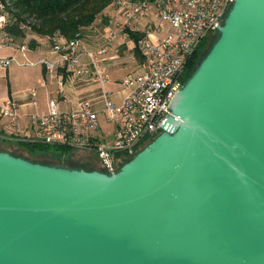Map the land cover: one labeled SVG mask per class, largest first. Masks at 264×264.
Instances as JSON below:
<instances>
[{
    "label": "water",
    "instance_id": "1",
    "mask_svg": "<svg viewBox=\"0 0 264 264\" xmlns=\"http://www.w3.org/2000/svg\"><path fill=\"white\" fill-rule=\"evenodd\" d=\"M169 111L109 173L0 150V264H264V0H232Z\"/></svg>",
    "mask_w": 264,
    "mask_h": 264
},
{
    "label": "built area",
    "instance_id": "2",
    "mask_svg": "<svg viewBox=\"0 0 264 264\" xmlns=\"http://www.w3.org/2000/svg\"><path fill=\"white\" fill-rule=\"evenodd\" d=\"M231 2L113 0L103 31L91 39L95 43L91 47L79 33L71 38L60 33L40 36L33 30L32 19L15 16L12 0H0L1 67L7 71L12 64L38 66L55 84L54 89H46L42 109L35 86L14 96L0 90V137L90 149L102 170H117L160 133L162 121L170 113V100L181 86L185 64L201 41L216 32ZM129 40L140 56V70L123 76V93L117 99L119 91L107 86L109 69L119 59L118 47ZM10 50L15 53H6ZM91 84L99 89L106 120L115 126L110 146L102 142L94 98L78 93L76 100H71L66 94L67 88L74 91ZM68 101L71 106H63Z\"/></svg>",
    "mask_w": 264,
    "mask_h": 264
},
{
    "label": "trees",
    "instance_id": "3",
    "mask_svg": "<svg viewBox=\"0 0 264 264\" xmlns=\"http://www.w3.org/2000/svg\"><path fill=\"white\" fill-rule=\"evenodd\" d=\"M18 19L30 18L35 25L33 30L40 36H49L60 33L71 38L79 33L87 39V34L94 32V27L105 24L106 13L109 12L113 0H12ZM19 34V31L16 30ZM90 35V34H89ZM136 40V36L131 34ZM207 38L201 41L197 49L190 56L180 76L181 84L190 76L199 60V51ZM32 41L31 46L35 47ZM137 53L136 48L134 49ZM138 54V53H137ZM31 150L47 151L48 145L39 143H24ZM64 151L69 147L53 146ZM81 167V166H78ZM93 169V168H90Z\"/></svg>",
    "mask_w": 264,
    "mask_h": 264
},
{
    "label": "rangeland",
    "instance_id": "4",
    "mask_svg": "<svg viewBox=\"0 0 264 264\" xmlns=\"http://www.w3.org/2000/svg\"><path fill=\"white\" fill-rule=\"evenodd\" d=\"M162 26H166V23L161 22ZM216 38V32L211 33L204 44L202 45L199 56L203 55L205 51L210 47L211 43ZM133 54H135V50H132ZM130 51V53L132 52ZM3 53V51H0ZM6 53L14 54L15 51L10 50ZM18 58H20V54H16ZM135 67L132 71L136 70ZM40 68L38 66H20L16 64H12L8 67V70L5 71L0 65V89L3 92L6 87L10 86L12 91H23L27 90L29 87L35 85V76L38 75ZM113 123H106L104 121L101 122L102 129V142L106 145L110 146L113 144ZM146 144V143H144ZM142 144L141 147L144 145ZM70 149L67 151L61 149H55L53 146H48L47 151L40 150H31L26 148L23 142H19L13 138H1L0 137V150H6L16 155H20L26 157L33 161L44 162L48 164L55 165H63V166H72L78 167L83 166L88 169L95 168L99 161L96 158L95 152L90 149H82L69 147ZM97 160V162H96ZM98 167V165H97ZM100 167V165H99ZM101 169V167H100Z\"/></svg>",
    "mask_w": 264,
    "mask_h": 264
},
{
    "label": "crops",
    "instance_id": "5",
    "mask_svg": "<svg viewBox=\"0 0 264 264\" xmlns=\"http://www.w3.org/2000/svg\"><path fill=\"white\" fill-rule=\"evenodd\" d=\"M102 31H103V25H99L96 28L94 27V32L89 33L90 35L87 34V39H85L87 44L91 47L95 46V43L91 39L95 35L99 34V32H102ZM132 50H134V44L131 40L127 41L126 43L121 44L118 47L119 59L113 61L112 65L110 66V69H109L110 81H109L107 86L114 91H119L116 94L117 99H119L123 93V91L121 90L122 87L120 85L121 84L120 82H121L123 76L126 73L131 72V70H133L135 67L137 69L132 71V72H137L140 70L139 69L140 56L136 52H135V54H133ZM130 51H132V52L130 53ZM42 79H43V81H42ZM34 83H35L34 86L38 90L39 108L42 109L45 107V102H46V98H47L46 89H54V87H55L54 79L51 75L42 74V71L40 69L38 75L35 76V82ZM0 90H2V89H0ZM5 91L9 92L12 96H14L16 93L19 92L18 90H17V92L12 91L10 86L6 87L5 90L3 89V92H5ZM78 93H81L83 95H87V96L94 98L93 108L97 111L98 121H99L100 127H101L102 121L109 123L106 120L105 113L102 109V102L99 100V89L97 88V86L95 84L81 86L80 88H77L74 91L71 88H67L66 94L71 100H76ZM69 101L64 102L63 106H65V107L71 106V103ZM24 120H25V122H27V119H24ZM96 162H97V160H96ZM97 165H98V167H97ZM97 165L94 167L100 168L99 163Z\"/></svg>",
    "mask_w": 264,
    "mask_h": 264
},
{
    "label": "flooded vegetation",
    "instance_id": "6",
    "mask_svg": "<svg viewBox=\"0 0 264 264\" xmlns=\"http://www.w3.org/2000/svg\"><path fill=\"white\" fill-rule=\"evenodd\" d=\"M33 161V160H32ZM39 162V161H38ZM42 163H44V162H42ZM70 167H72V166H70ZM81 167H83V166H81ZM84 168H86V167H84Z\"/></svg>",
    "mask_w": 264,
    "mask_h": 264
}]
</instances>
